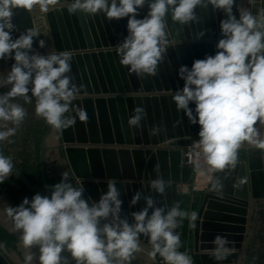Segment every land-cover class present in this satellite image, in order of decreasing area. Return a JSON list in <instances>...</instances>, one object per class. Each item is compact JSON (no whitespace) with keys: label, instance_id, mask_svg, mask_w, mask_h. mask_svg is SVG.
I'll list each match as a JSON object with an SVG mask.
<instances>
[{"label":"clouds","instance_id":"1","mask_svg":"<svg viewBox=\"0 0 264 264\" xmlns=\"http://www.w3.org/2000/svg\"><path fill=\"white\" fill-rule=\"evenodd\" d=\"M59 2L44 0L45 7ZM260 2L264 4V0ZM247 3L248 7L237 4V0H71L67 10L71 14L103 13L109 21L127 17L128 35L116 45V51L120 63L138 78L158 74V65L169 47L166 16L184 26L198 20L197 8L211 6L213 11L224 13L216 54L195 60L191 69L181 65L179 77L184 86L172 95L177 111L200 126L194 159L203 176L235 168L244 143L264 150V6L258 7L257 0ZM145 5L147 15L138 19V10ZM32 6L33 0H0V60L15 61L6 76H0V88H8L0 94V142L16 135L27 116L26 109L13 102L17 97L25 103H32L34 98L36 115L54 129L73 126L76 116L87 120L86 111L73 105L80 86L68 75L72 54L53 50L42 55L34 50L33 38L40 36L35 29L25 30L16 39L11 35L16 30L14 9L30 10ZM234 6L239 18L233 14ZM39 47H45L43 39ZM190 104H195L194 110ZM145 116L146 110L136 106L128 119L129 127H139ZM13 170V158L0 152V184ZM208 179L212 190L222 188L211 175ZM46 187L50 196L37 193L31 200L24 198L17 207L7 205L3 209L12 218L14 229L22 232L25 264H33L34 246L39 247V264H61L65 250L75 264H131L135 254L143 250L141 235L148 238L152 259L159 256L166 264H193L190 256L179 251L176 229L185 218L195 222L197 213L183 211L180 202L157 207L151 196L137 192L130 205L143 196L146 207L131 213L133 223L129 224L121 218L122 201L115 182H108L107 192L91 204L83 198L84 186H74L66 172L59 183ZM149 187L163 196L170 184L157 176ZM212 243L211 254L217 262L233 252L226 236L218 234Z\"/></svg>","mask_w":264,"mask_h":264},{"label":"water","instance_id":"2","mask_svg":"<svg viewBox=\"0 0 264 264\" xmlns=\"http://www.w3.org/2000/svg\"><path fill=\"white\" fill-rule=\"evenodd\" d=\"M69 3L71 0H60L45 7L44 0H33L30 10L14 9L12 22L16 30L11 35L16 39L25 30L35 29L40 36L33 38L34 50L42 55L53 50H66L72 54L68 75L80 86L73 105L86 111L87 120L80 121L76 116L73 126L59 129V132L60 147L64 148L75 186H84L83 198L91 204L107 192L108 182H115L122 201L120 215L129 224L133 223L131 213L146 207L143 196H151L157 207H171L174 202H180L181 206L178 185L191 178L185 149L199 137L200 126L191 124L183 111H177L172 95L184 86V80L179 77L181 65L191 69L195 60L216 54V44L222 38L220 22L226 18L224 13L213 11L211 6L206 10L197 8L198 20L184 26L174 23L170 15L166 16L169 47L163 62L158 65V74L138 78L120 63L116 51V45L128 35V18L109 21L103 13L71 14L67 10ZM237 4L248 7L247 0H237ZM257 6L264 4L257 0ZM255 11L254 8V14ZM138 12L137 18L143 19L148 12L147 5ZM233 14L239 18L235 6ZM41 39L45 41L43 48L39 47ZM14 62V59L0 60V76H6ZM13 102L23 106L27 116L16 135L6 140L5 145L23 152L29 123L38 117L35 99L25 103L22 97H17ZM136 106L143 107L146 116L139 127L130 128L128 119ZM189 106L195 109V104ZM72 115L75 116V112ZM56 131L49 125L46 136ZM46 136L41 151V185L32 183L13 160L14 171L33 195L50 196L44 163ZM0 152L10 156L1 142ZM157 176L170 184L163 196L149 187ZM215 180L222 188L214 191L211 185L194 223V264H246L249 250L253 258L251 264H263L264 150L244 143L238 150L237 166L217 172ZM0 191V222L17 239L15 242L0 226V264H25V249L20 240L22 232L14 229L12 218L3 211L7 205H18L2 184ZM137 192L143 194L142 198L137 204L130 205ZM180 225L181 222L176 229L179 234ZM218 234L226 236L233 249L223 262H217L211 254L212 241ZM140 239L143 250L135 254L136 258L145 264H153V260L160 257L152 259L148 254V238L141 235ZM31 251L34 253L33 264H39V247L34 246ZM61 257V264H75L67 250Z\"/></svg>","mask_w":264,"mask_h":264},{"label":"flooded vegetation","instance_id":"3","mask_svg":"<svg viewBox=\"0 0 264 264\" xmlns=\"http://www.w3.org/2000/svg\"><path fill=\"white\" fill-rule=\"evenodd\" d=\"M8 88H0V94L6 92ZM28 138L26 140V148H23V152L16 151V149H11L5 145V141L1 142L3 147L7 150L9 155L13 158L16 164L21 168L25 175L30 179V181L36 185H41V151L43 138L46 136L49 129V124L42 118H35L32 123H29ZM55 134H50L46 136L45 140V174L47 185L51 186L59 183L62 178V173L66 172L69 181L75 186V177L71 170L69 163L66 160L64 148H61L62 143L61 135L59 129H56ZM35 178V180H34ZM2 186L11 195L17 205H20L24 198H31L34 196L32 192L23 184L19 179L16 172L13 173L6 180ZM1 194V191H0ZM2 217L0 216V219ZM0 226L5 228L0 222ZM6 229V228H5ZM7 230V229H6ZM8 231V230H7ZM12 239L17 242V239L8 231ZM5 246V245H4ZM7 249V247H6ZM9 251V250H8ZM20 253V252H19ZM251 253L248 251V257L246 264H251ZM131 264H145L136 258V255L131 260Z\"/></svg>","mask_w":264,"mask_h":264},{"label":"built area","instance_id":"4","mask_svg":"<svg viewBox=\"0 0 264 264\" xmlns=\"http://www.w3.org/2000/svg\"><path fill=\"white\" fill-rule=\"evenodd\" d=\"M198 138H194L192 144L188 145L185 149V162L191 169V178L189 182L180 183L178 185V194L181 197L182 202L185 200H191L194 195L205 194L212 185V181L208 179V176L211 175L213 180H215L217 173H208L203 176L200 175L202 169H197L194 159V152L196 151L195 145ZM201 164L203 165L202 160ZM154 264H166V262L160 257L155 260Z\"/></svg>","mask_w":264,"mask_h":264},{"label":"crops","instance_id":"5","mask_svg":"<svg viewBox=\"0 0 264 264\" xmlns=\"http://www.w3.org/2000/svg\"><path fill=\"white\" fill-rule=\"evenodd\" d=\"M199 138L197 139V141ZM205 194H197L194 195L191 200H185L181 202V209L183 211H186L188 213H191L195 211L197 214L199 212V209L202 205V202L204 200ZM181 222V233H180V241L181 246L179 248V251L186 253L188 256L192 258L193 264H194V223L191 222L189 219L185 218L180 221ZM193 227V228H192ZM192 229V230H191ZM155 260H153L154 264Z\"/></svg>","mask_w":264,"mask_h":264},{"label":"trees","instance_id":"6","mask_svg":"<svg viewBox=\"0 0 264 264\" xmlns=\"http://www.w3.org/2000/svg\"><path fill=\"white\" fill-rule=\"evenodd\" d=\"M252 259V261H250V263H253V258H251ZM263 264H264V260H263Z\"/></svg>","mask_w":264,"mask_h":264},{"label":"rangeland","instance_id":"7","mask_svg":"<svg viewBox=\"0 0 264 264\" xmlns=\"http://www.w3.org/2000/svg\"><path fill=\"white\" fill-rule=\"evenodd\" d=\"M206 194V193H205ZM193 228V227H192ZM192 230V229H191ZM193 234H194V230H193Z\"/></svg>","mask_w":264,"mask_h":264}]
</instances>
